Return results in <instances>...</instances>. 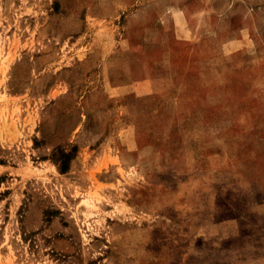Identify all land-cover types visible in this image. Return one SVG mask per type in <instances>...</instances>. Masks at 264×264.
<instances>
[{
    "label": "rangeland",
    "instance_id": "374dc122",
    "mask_svg": "<svg viewBox=\"0 0 264 264\" xmlns=\"http://www.w3.org/2000/svg\"><path fill=\"white\" fill-rule=\"evenodd\" d=\"M0 264H264V0H0Z\"/></svg>",
    "mask_w": 264,
    "mask_h": 264
},
{
    "label": "trees",
    "instance_id": "16d2710c",
    "mask_svg": "<svg viewBox=\"0 0 264 264\" xmlns=\"http://www.w3.org/2000/svg\"><path fill=\"white\" fill-rule=\"evenodd\" d=\"M70 159V154H63L62 161L59 162V169L64 172L67 168V161Z\"/></svg>",
    "mask_w": 264,
    "mask_h": 264
}]
</instances>
